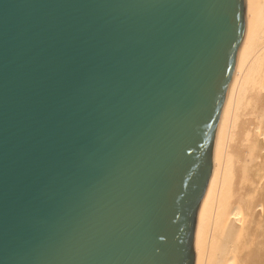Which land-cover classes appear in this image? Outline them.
<instances>
[{"label":"water","instance_id":"water-1","mask_svg":"<svg viewBox=\"0 0 264 264\" xmlns=\"http://www.w3.org/2000/svg\"><path fill=\"white\" fill-rule=\"evenodd\" d=\"M244 0H0V264H195Z\"/></svg>","mask_w":264,"mask_h":264},{"label":"bare ground","instance_id":"bare-ground-1","mask_svg":"<svg viewBox=\"0 0 264 264\" xmlns=\"http://www.w3.org/2000/svg\"><path fill=\"white\" fill-rule=\"evenodd\" d=\"M246 31L220 117L195 230V264H264V0Z\"/></svg>","mask_w":264,"mask_h":264}]
</instances>
